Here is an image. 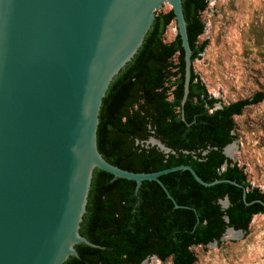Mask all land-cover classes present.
Returning a JSON list of instances; mask_svg holds the SVG:
<instances>
[{"label": "water", "instance_id": "obj_1", "mask_svg": "<svg viewBox=\"0 0 264 264\" xmlns=\"http://www.w3.org/2000/svg\"><path fill=\"white\" fill-rule=\"evenodd\" d=\"M168 6L183 51V106L195 63L181 0H0V264H64L78 257L76 245L98 247L79 233L94 169L133 181L135 191L154 181L175 209L186 207L160 177L179 170L204 187H238L245 205L264 207L246 202L235 181L205 182L189 165L130 172L97 150L102 99ZM148 144L169 152L155 138Z\"/></svg>", "mask_w": 264, "mask_h": 264}, {"label": "trees", "instance_id": "obj_2", "mask_svg": "<svg viewBox=\"0 0 264 264\" xmlns=\"http://www.w3.org/2000/svg\"><path fill=\"white\" fill-rule=\"evenodd\" d=\"M181 1L193 63L206 46L197 39L204 31L199 14L208 0ZM171 21H175L171 10L155 14L141 47L110 83L98 114V152L108 163L130 172L189 165L203 181H235L243 186L246 202L264 203V193L250 186L243 170L222 154L223 147L235 140L232 118L262 101L264 94L215 108L218 101L208 95L191 66L189 93L181 106L180 40L177 34L169 43L162 39ZM150 138L169 152L148 144ZM160 180L186 208L175 209L154 181H143L135 191L133 181L94 169L79 233L98 247L76 245L78 257L64 264H141L151 257L194 264L192 247L219 242L228 227L246 233L251 218L264 213L258 203L245 205L242 189L228 183L204 187L181 170ZM224 198L229 204L222 209L217 202Z\"/></svg>", "mask_w": 264, "mask_h": 264}, {"label": "rangeland", "instance_id": "obj_3", "mask_svg": "<svg viewBox=\"0 0 264 264\" xmlns=\"http://www.w3.org/2000/svg\"><path fill=\"white\" fill-rule=\"evenodd\" d=\"M170 10L168 6L163 14ZM199 17L204 31L197 44L206 46L194 60L195 74L208 95L218 101L215 108L264 94V0H208ZM175 36V21H171L163 42ZM232 121L231 160L243 170L247 183L264 193V99L244 107ZM191 251L194 264H264V213L254 215L240 237L222 235L219 242ZM143 264L171 261L151 257Z\"/></svg>", "mask_w": 264, "mask_h": 264}, {"label": "bare ground", "instance_id": "obj_4", "mask_svg": "<svg viewBox=\"0 0 264 264\" xmlns=\"http://www.w3.org/2000/svg\"><path fill=\"white\" fill-rule=\"evenodd\" d=\"M226 153H228V154H230L232 156V153H233V145H230V146H228L226 148ZM224 235H227V237H229V238H238V237H240L239 234L233 233L231 231H228V232L224 233Z\"/></svg>", "mask_w": 264, "mask_h": 264}, {"label": "built area", "instance_id": "obj_5", "mask_svg": "<svg viewBox=\"0 0 264 264\" xmlns=\"http://www.w3.org/2000/svg\"><path fill=\"white\" fill-rule=\"evenodd\" d=\"M174 58H175V57H173L172 61H173V63H174V64H176L177 62H176V61H174Z\"/></svg>", "mask_w": 264, "mask_h": 264}, {"label": "flooded vegetation", "instance_id": "obj_6", "mask_svg": "<svg viewBox=\"0 0 264 264\" xmlns=\"http://www.w3.org/2000/svg\"><path fill=\"white\" fill-rule=\"evenodd\" d=\"M230 144H232V142H231V143H229V144H227V145H229V146H230ZM227 145H226V146H227ZM224 147H225V146H224ZM224 147H223V148H224Z\"/></svg>", "mask_w": 264, "mask_h": 264}]
</instances>
